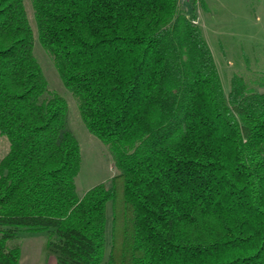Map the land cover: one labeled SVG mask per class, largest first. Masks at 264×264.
Masks as SVG:
<instances>
[{"label":"trees","instance_id":"trees-1","mask_svg":"<svg viewBox=\"0 0 264 264\" xmlns=\"http://www.w3.org/2000/svg\"><path fill=\"white\" fill-rule=\"evenodd\" d=\"M31 1L118 174L79 197L68 103L36 58L25 0H0V264H20L27 232L47 234L57 264H264V92L234 77L226 94L204 0Z\"/></svg>","mask_w":264,"mask_h":264},{"label":"rangeland","instance_id":"rangeland-1","mask_svg":"<svg viewBox=\"0 0 264 264\" xmlns=\"http://www.w3.org/2000/svg\"><path fill=\"white\" fill-rule=\"evenodd\" d=\"M30 22L35 30V55L49 83L51 93L63 96L69 107L67 130L80 144L81 171L76 180L79 197L93 187L108 182L118 174L111 148L93 135L85 125L78 102L65 87L55 61L38 38L37 23L31 0H25ZM187 8L188 0H180ZM198 24L212 50L226 94L234 77L264 92V0H204L198 9ZM10 150V141L0 134V161ZM107 236L110 237L112 211L108 207ZM20 239L14 244L21 246ZM27 258L20 264H26Z\"/></svg>","mask_w":264,"mask_h":264},{"label":"crops","instance_id":"crops-1","mask_svg":"<svg viewBox=\"0 0 264 264\" xmlns=\"http://www.w3.org/2000/svg\"><path fill=\"white\" fill-rule=\"evenodd\" d=\"M21 240L24 246L20 263H23L26 257V264H57L56 259L44 250V244L47 241L45 232H27Z\"/></svg>","mask_w":264,"mask_h":264}]
</instances>
